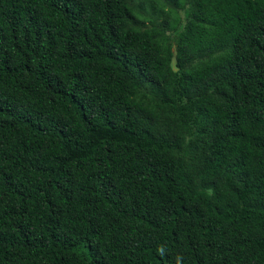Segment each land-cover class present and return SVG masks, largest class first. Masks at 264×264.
I'll list each match as a JSON object with an SVG mask.
<instances>
[{"label":"trees","instance_id":"trees-1","mask_svg":"<svg viewBox=\"0 0 264 264\" xmlns=\"http://www.w3.org/2000/svg\"><path fill=\"white\" fill-rule=\"evenodd\" d=\"M0 264H264V0H0Z\"/></svg>","mask_w":264,"mask_h":264}]
</instances>
